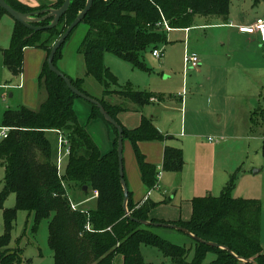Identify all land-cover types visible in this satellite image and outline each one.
Returning <instances> with one entry per match:
<instances>
[{"label":"trees","instance_id":"16d2710c","mask_svg":"<svg viewBox=\"0 0 264 264\" xmlns=\"http://www.w3.org/2000/svg\"><path fill=\"white\" fill-rule=\"evenodd\" d=\"M6 1L21 12L44 8L31 9L16 4L14 0ZM260 1L255 0V3ZM63 3L64 0H53L51 5L59 8ZM86 3L87 0H72L58 26L52 29L34 31L16 21L11 45L3 50L4 64L16 76L23 70L25 48L35 47L46 51L38 85L46 91L47 97L37 110L20 105L16 109L6 110L3 115L1 126L11 129L8 136L0 141V163L6 167L4 186L0 193V210L4 211L8 227L6 235L0 238V264L23 262L21 249L8 246L9 229L16 219V209L4 207L10 193L17 194V208L34 214V229L43 220L50 219L49 245L55 264H116L117 255H121L122 264H154L145 260L141 251L143 244L157 246L165 256L173 259L174 264H205L209 253L215 256L209 264H253L240 257L264 264L261 244L263 203L260 199L237 198L233 195L241 167L231 175L220 195L193 199V213L188 221L166 222L150 218L149 211L156 203L145 202L136 209L129 188L128 205L133 217L176 224L220 246L208 245L188 235L193 245L187 248L161 237L154 230L157 226L144 225L128 218L119 171L118 130L107 121L115 137L112 150L103 154L86 126L79 121L74 108L78 96L63 78L49 68L47 59L53 46L42 42L43 34L48 33L50 40L54 38L52 43H55ZM230 5L231 0H94L93 7L82 21L87 24L88 30L79 51L85 58L86 76L94 78L103 88L101 97L93 96L84 89V77L75 79L65 74L78 89L99 100L123 127L124 140L131 141L143 181L150 189L158 183V169L146 160L139 149V142L162 140L164 136L153 120L146 116L139 127L126 128L119 121L118 114L127 108L123 104L112 103L109 97L119 95L141 108L151 103L154 94L134 89L130 85L123 87L105 64V54L112 52L134 68H145L144 51L149 48L154 50L168 42V31L158 26V23L165 20L174 29L191 28L197 15L218 16L228 23ZM4 14L8 13L0 6V19ZM49 23L50 20H44L37 24ZM67 41L56 54L55 64L58 68ZM262 98L264 102V92ZM92 106L91 118L105 119L100 109L94 104ZM261 112L264 121V108ZM54 130L65 132L71 144L63 178L58 175L56 148L48 136ZM183 166L182 149L168 146L164 168L179 171ZM124 177L128 184L126 173ZM68 185H79L87 194L98 192L96 207L74 210ZM84 186L88 187L87 191ZM192 249L194 256L188 261Z\"/></svg>","mask_w":264,"mask_h":264},{"label":"crops","instance_id":"0c3cea01","mask_svg":"<svg viewBox=\"0 0 264 264\" xmlns=\"http://www.w3.org/2000/svg\"><path fill=\"white\" fill-rule=\"evenodd\" d=\"M14 1L20 6L37 9L47 8L53 0ZM258 18L261 17L249 19L244 16H237L234 18L236 21L230 22L227 26L235 30V39L244 42L247 46L248 44L253 45L254 43L250 42L253 37L264 41L262 34L243 33L240 32L238 26L253 24ZM15 25L16 21L9 14H4L0 19V51L2 53L4 49L9 48L11 45ZM194 26L202 25L194 24L189 28V31L184 28H175L174 30H183L186 42L190 39L188 33L193 30ZM254 47L252 51L243 49L234 61V54L230 57L231 60L217 61L211 64L208 61L206 62L205 55L203 58L200 57V64L197 67L188 69L196 77L200 74L199 79L189 81V77L186 76L188 70L184 68L183 74H181L183 90L179 91L177 89V94L175 89H166L165 92L159 93L148 90V92L154 94V97L150 104L141 108L119 95L109 97V99H113L114 103L123 104L127 108V110L118 114L119 121L126 128L135 129L139 127L143 117L146 116L153 120L155 127L164 136L162 140L139 142V149L146 160L156 165L158 169V183L152 189L143 181L142 172L131 141L124 140L125 173L136 209L140 208L145 202L153 201L156 206L149 211L150 218L166 222L188 221L193 213V199L207 195H220L229 182L231 175L239 167H241V172L238 179H241L242 184L245 182L247 186L244 193L246 195L236 197L255 198V195H250V192H256L257 185V181L253 180L252 177L253 175H262L263 169H255L259 163L252 162L249 165L247 160L249 149L252 148L253 140L256 138L253 133L256 132L259 126L254 123L253 117L251 118V124L239 120L240 104L238 95L239 92L244 91L243 86L250 82L246 79L247 75L244 74L246 69L253 70L255 76L260 78V83L264 80V52L255 45ZM46 56V51L43 49L25 48L22 73L17 76L13 74L15 77L13 79L16 81L5 82L4 84L0 82V85L5 87L6 92H11L12 98L16 96L18 107L26 105L38 109L46 100V91L45 96L38 85V78ZM64 59L63 51V57L58 61L59 68H62L61 62ZM187 89L190 91L189 98H187ZM168 92H170V96L167 95ZM263 92L264 86L262 95ZM90 107L89 117L91 118L93 106ZM241 123H243L242 126ZM0 127L2 126L0 125ZM263 133L264 130L262 136L258 137L261 139L262 152L264 145ZM90 134L92 135L91 132ZM108 137V142L105 143L104 148H101L96 142L103 154L112 150L114 132L109 131ZM210 137L217 141H210ZM168 146L183 151L184 166L179 171L164 168L165 151ZM164 228L166 230H162L163 234L159 233L164 239L177 244L190 243V247L193 245V241L188 234L173 228ZM184 234L188 236V241L183 238L182 235ZM261 244L264 251V223H262Z\"/></svg>","mask_w":264,"mask_h":264},{"label":"rangeland","instance_id":"374dc122","mask_svg":"<svg viewBox=\"0 0 264 264\" xmlns=\"http://www.w3.org/2000/svg\"><path fill=\"white\" fill-rule=\"evenodd\" d=\"M48 6H52L51 3ZM237 16H244L249 19H256L259 16L264 18V0L258 3H255V0H231L229 22L227 24L223 23L222 18L218 16L197 15L194 24L202 26H194L193 30L188 33L190 39L186 42L185 32L183 30L173 29V31H168V42L159 47L162 53L160 58L153 55L152 48L144 51L143 58L146 66L145 68H134L129 62L112 52H106L105 64L110 67L111 71L117 76L118 81L122 86L130 85L135 89L147 91L153 90L157 93L165 92L166 89H175V93L177 94V89H179V91L183 90L181 74H183L185 68L184 56L187 51L197 52L202 58L205 55L207 58L206 62L208 61L209 64L217 61L231 60L230 57H232L233 54L234 61L242 53L243 49L252 51L253 48H255L254 45L257 48L262 49L264 52V41H261V39L257 40L253 37L254 40L251 39L252 41L250 42L254 44H248V46L244 42L235 39V30L227 25H229L230 22H235L236 20L234 18ZM87 30L88 26L84 22H81L74 30L64 47L65 59L61 62L63 69L60 68V70L75 78L84 77V89L93 96L101 97L103 88L94 80V78L86 76L84 55L79 51V47ZM53 39L54 38L50 40L49 34L44 33L42 42L48 46H50V44L53 46ZM2 73L3 75H1ZM244 74L247 75L246 79L250 80V82L249 84H245L243 86L244 91H241L238 94L240 104L239 120L251 124V118L253 117L254 123L259 126L256 132L253 133L256 138L253 140L252 148L249 149L247 164L250 165L252 162H256L259 164L255 169H263L262 175H253L252 179L257 181L256 192H250V195H255V198L262 201V223H264V155L261 148L262 144H260L261 139L258 138L260 135L262 136L264 130V122L261 116V110L264 108L262 98L264 80L260 83V78L256 77L253 70L250 69H246ZM186 76L189 77V81L200 78V74L196 77V75H193L189 70L186 71ZM13 78L15 77L11 70L5 66L3 62V53L0 51V82H2L1 84H4L5 82L11 83L16 81ZM40 91L43 94L45 93V90L43 89ZM169 93L170 92L167 93L168 96H170ZM189 96L190 91L187 89V98H189ZM109 100L113 103L112 98ZM90 106H92V104L89 101L81 97L75 98L74 107L80 121L86 125V128L92 133L99 146L104 148L105 143L108 142L109 131H113V128H111L107 120L102 117L90 118ZM17 107L16 96L15 98H12L11 92H6L5 87L0 85V125L3 112L6 109H16ZM242 124L243 123L240 125L242 126ZM257 126L255 125V127ZM1 131L0 127V141L3 139ZM48 136L52 145L56 148L58 134L50 132ZM67 163L68 158H65L61 166V172L63 175L66 172ZM5 176L6 167L0 163V193L4 186ZM246 186V183L244 182L242 184L241 179H238L237 177L235 188L233 190L234 196L246 195L244 194ZM68 192L70 194V199H72L74 203L80 205L81 208L88 209L96 207L98 192H90L87 194L81 190L79 185H68ZM17 204L16 193H10L4 202L5 208L16 209V219L9 229V248L21 249L23 256L22 264H55L54 254L49 245L50 219L43 220L39 227L34 229V214H30L29 211L22 208H17ZM154 230L158 234H163L162 230L166 229L164 227H158L154 228ZM7 231L8 227L5 222L4 211L0 210V238L4 237ZM182 236L188 241L187 235L184 234ZM183 245L190 248V243ZM141 251L147 262L154 264H174L173 259L169 256H165L155 245L143 244L141 246ZM193 256L194 250L192 249L188 256V261H191ZM214 257L213 253H209L205 259V264H209ZM116 264H122L121 255H117Z\"/></svg>","mask_w":264,"mask_h":264},{"label":"water","instance_id":"95a60500","mask_svg":"<svg viewBox=\"0 0 264 264\" xmlns=\"http://www.w3.org/2000/svg\"><path fill=\"white\" fill-rule=\"evenodd\" d=\"M72 0H64V3L61 7L55 8V7H47L43 8L40 10L32 11V12H21L14 8L12 5H10L6 0H0V6L6 10V12L14 18L15 21H18L25 25L26 27L34 30V31H41V30H46V29H52L58 26L60 23L62 17L66 14L68 11L70 5H71ZM94 0H87V3L83 10L80 11L78 16L75 18V20L66 28V30L62 33L60 38L54 43L52 50L48 56L47 62L49 65V68L56 73L59 77L63 78L70 90L76 94L78 97H81L90 103L96 105L102 115L105 117V119L111 123L113 126H115L118 130V158H119V171H120V176L122 180V185L124 188V208L126 210V215L128 218L136 220L141 222L144 225H150V226H157V227H167V228H173L179 231H182L195 240L203 241L208 245L212 246H220L218 243L210 242V241H205L197 236H195L193 233H191L189 230L182 226H178L176 224L172 223H163V222H152L150 220H139L131 215V211L129 210V187L125 179V164H124V129L120 125V123L113 118L108 111L105 109V107L102 105V103L97 100L94 97H91L78 89L70 80V78L62 72L55 64V57L56 54L59 52V49L65 44L67 39L70 37V35L73 33V31L79 26V24L85 19L86 15L88 12L91 10L93 7ZM44 20H50V23L47 25H39L37 23H41ZM84 190H88L87 186H84ZM222 248H225L222 246ZM229 250V248H227ZM241 260L245 262H251L253 264H257L253 260L241 258Z\"/></svg>","mask_w":264,"mask_h":264},{"label":"built area","instance_id":"2783aa9c","mask_svg":"<svg viewBox=\"0 0 264 264\" xmlns=\"http://www.w3.org/2000/svg\"><path fill=\"white\" fill-rule=\"evenodd\" d=\"M158 26H163L164 29L167 31L173 30L167 21L164 20L163 23H158ZM240 32L248 33V34H255V33H261L264 39V18H258L253 24L249 25H241L238 26ZM186 31H189V28L185 29ZM153 55L160 58L162 53L159 48H156L153 50ZM200 56L195 52H189L187 51L184 56V64L185 69L188 70L191 67H197L200 64ZM11 128L9 127H1V136L3 138L8 136V133ZM55 133L58 134V140H57V147H56V156H55V164L57 166L58 175L60 178H63V174L61 172V166L65 158H68L71 153V144L70 141L66 135L65 132L61 130H54ZM210 141H217L216 139L210 137ZM71 206L74 210H77L80 205L72 202ZM90 227L88 226V229Z\"/></svg>","mask_w":264,"mask_h":264}]
</instances>
